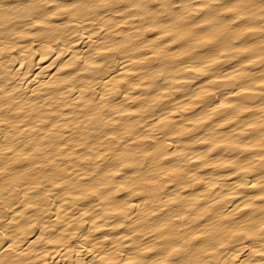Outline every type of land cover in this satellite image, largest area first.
Segmentation results:
<instances>
[{"label": "bare ground", "instance_id": "bare-ground-1", "mask_svg": "<svg viewBox=\"0 0 264 264\" xmlns=\"http://www.w3.org/2000/svg\"><path fill=\"white\" fill-rule=\"evenodd\" d=\"M261 29L264 0H0V264H261Z\"/></svg>", "mask_w": 264, "mask_h": 264}, {"label": "snow or ice", "instance_id": "snow-or-ice-1", "mask_svg": "<svg viewBox=\"0 0 264 264\" xmlns=\"http://www.w3.org/2000/svg\"><path fill=\"white\" fill-rule=\"evenodd\" d=\"M164 6L165 5L162 3L161 7H164ZM57 7L60 8L59 5ZM12 8H15V6L13 5ZM9 10L11 11V9H9ZM61 10H65V9H61ZM226 10L229 11V12H232L235 9L234 8H228ZM17 11H18V9H17ZM52 14L55 15L56 13H52ZM248 31H254V30L249 28ZM261 31H264V29H261ZM108 51H112V49H108ZM198 70L199 69H197V71ZM261 159H264V156H262ZM252 187H255V185H252ZM262 190H264V189H262ZM93 194H95V192H93ZM259 199L264 201V196L259 197ZM9 223H11V222H9ZM33 227H34V225H33ZM243 227L244 226L242 225L241 228H243ZM258 230L262 234V236H264V224H262L261 227ZM232 234L233 235H240V236H247L248 232L247 231H235ZM13 235H15V233H13ZM41 238H43V237H41ZM9 239H10V237L0 234V240H9ZM48 242L49 243H54V241H48ZM220 247H224V245L221 244ZM7 251L14 252L15 251L14 245L13 244H9L8 248H7ZM146 251H154V249L149 248ZM179 251H180V249L173 248L172 251L168 255L172 256V255L178 253ZM252 255L260 257L261 264H264V248H261L259 250L254 248ZM105 259H106L105 257H101V261L102 262L105 261ZM107 264H116V262L115 261H107ZM123 264H145V262L142 259L129 258L128 260L124 261ZM152 264H173V262H171V261L166 259L164 261H159V262L152 261ZM188 264H192V262L189 261ZM245 264H256V261L252 260L251 257H250L249 260L245 262Z\"/></svg>", "mask_w": 264, "mask_h": 264}]
</instances>
